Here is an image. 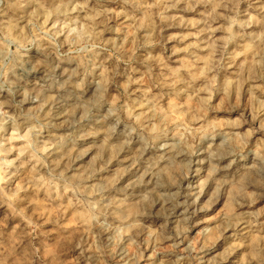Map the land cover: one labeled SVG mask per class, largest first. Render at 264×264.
<instances>
[{"label": "clouds", "instance_id": "obj_1", "mask_svg": "<svg viewBox=\"0 0 264 264\" xmlns=\"http://www.w3.org/2000/svg\"><path fill=\"white\" fill-rule=\"evenodd\" d=\"M244 3L0 0V206L13 207L9 193L15 208L35 196L53 210L60 237L53 256L43 242L53 237L29 235L39 220L29 218L15 233L0 228V264H69V256L105 264L117 255L132 264L139 257L129 244L149 253L145 264H237L222 248L197 250L183 232L140 224L167 204L160 193L174 194L208 161L210 180L232 177L224 243L242 248L246 264H264V225L245 208L264 193V6L254 13ZM174 28L182 31L165 39ZM173 41L170 54L158 50ZM224 111L240 114L213 118ZM97 124L123 126L150 180L117 191L83 165H64L71 139L93 135ZM125 200H138L143 211L129 213ZM69 201L77 224L71 234L63 216ZM15 208L10 215L20 216Z\"/></svg>", "mask_w": 264, "mask_h": 264}, {"label": "rangeland", "instance_id": "obj_2", "mask_svg": "<svg viewBox=\"0 0 264 264\" xmlns=\"http://www.w3.org/2000/svg\"><path fill=\"white\" fill-rule=\"evenodd\" d=\"M251 5V7H249ZM264 6V0H247V3L241 5V9H248L256 12L258 8ZM183 14V13H177ZM194 18L195 14H193ZM180 29H166L163 33L165 39L167 36L178 33ZM176 42L166 43L164 48H159L160 52L165 49L170 50ZM247 101H245V104ZM239 112H218L213 118L220 121L226 119H235ZM245 116L250 117V109L244 112ZM123 126L113 130L109 124H97L93 135L79 136L72 138L69 144L71 151L65 152L63 163L69 168H78L83 165L88 168L93 179H98L103 183L115 186V190L123 191L129 184L136 181L139 184V179L150 180L151 177L144 176V171L147 168V162L142 158L141 148L135 141H128L121 132ZM130 145H135L134 149ZM142 171L137 175V169ZM213 175V165L210 161L206 162L199 172L190 173L183 185L174 193H160L167 199V204L161 203L156 205L160 211L158 215L147 216L140 221L142 227L149 229H158L166 232H183L185 243L191 244L192 248L199 250L201 246L205 248L218 247L222 248L229 260L235 259L237 264H246L243 249L240 247H229L224 243V234L222 222L229 214L231 203L229 200V185L226 182L231 180V176H226L223 180L218 177L215 181L209 177ZM15 188L20 189L19 196L25 195L24 187L21 181H15ZM131 190V189H130ZM29 192L34 193V189L29 187ZM148 197L146 202L151 201L150 193H141ZM8 199L12 202L13 207L8 205L0 206V228L9 230L10 233L19 231L26 226L28 219L33 221L39 220L36 231L29 233L35 239H40L42 236L53 237L51 241L45 239L43 242L51 246L48 251L53 255H57L58 244L60 237L52 230L51 219L53 210L44 206L35 196L25 203L20 201L21 208H15L17 197L12 193L8 194ZM128 205L129 213L135 211H143V204L138 200H125ZM71 202L65 205L64 227L71 234V230L77 227L75 215L71 210ZM15 208L20 216L10 215ZM250 211L257 213V222L264 225V193H260L255 203L245 205ZM23 217V219H21ZM211 229L212 231H208ZM91 243H96V236L88 237ZM19 242V238H17ZM230 244H239V241H230ZM168 245L167 247H170ZM114 252H119L118 248L113 249ZM164 251V249H161ZM128 252L132 257H139L132 264H145V260L149 253L140 254L137 249L129 244ZM64 255H69L67 252ZM48 257L45 256V259ZM69 264H75V257L69 256ZM105 264H123L117 255L116 262L111 260L105 261Z\"/></svg>", "mask_w": 264, "mask_h": 264}]
</instances>
